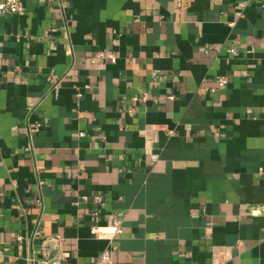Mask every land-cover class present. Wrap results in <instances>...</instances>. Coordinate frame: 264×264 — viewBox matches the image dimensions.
<instances>
[{
    "label": "crops",
    "instance_id": "obj_1",
    "mask_svg": "<svg viewBox=\"0 0 264 264\" xmlns=\"http://www.w3.org/2000/svg\"><path fill=\"white\" fill-rule=\"evenodd\" d=\"M23 1L0 15V264H94L116 213L112 264H264V0Z\"/></svg>",
    "mask_w": 264,
    "mask_h": 264
},
{
    "label": "built area",
    "instance_id": "obj_2",
    "mask_svg": "<svg viewBox=\"0 0 264 264\" xmlns=\"http://www.w3.org/2000/svg\"><path fill=\"white\" fill-rule=\"evenodd\" d=\"M24 10V1L23 0H3L0 2V15L18 13ZM98 56L103 59H111L116 61V55L113 53H105L104 50L98 51ZM230 74L224 73L220 76L218 84L224 86L229 83ZM171 98H174V95H170ZM142 99L146 100L147 95L144 93ZM173 133V130H172ZM81 134H84L82 132ZM82 198L87 199L88 195H83ZM92 230L94 233H101L100 226L93 225ZM123 232V216L121 213H116L113 216V221L111 224V230L107 233V238L109 240L108 245L101 251L95 260L94 264H112L113 262V251L116 248L115 240ZM41 264H64L62 259L59 257H45L41 260Z\"/></svg>",
    "mask_w": 264,
    "mask_h": 264
}]
</instances>
